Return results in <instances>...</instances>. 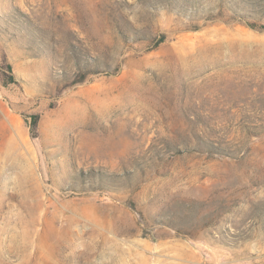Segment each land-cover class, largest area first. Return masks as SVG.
Segmentation results:
<instances>
[{"label": "rangeland", "instance_id": "rangeland-1", "mask_svg": "<svg viewBox=\"0 0 264 264\" xmlns=\"http://www.w3.org/2000/svg\"><path fill=\"white\" fill-rule=\"evenodd\" d=\"M0 264H264V0H0Z\"/></svg>", "mask_w": 264, "mask_h": 264}]
</instances>
